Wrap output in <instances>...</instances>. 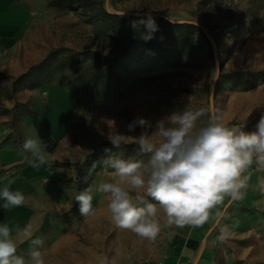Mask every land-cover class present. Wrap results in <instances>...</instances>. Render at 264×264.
<instances>
[{
  "label": "rangeland",
  "instance_id": "obj_1",
  "mask_svg": "<svg viewBox=\"0 0 264 264\" xmlns=\"http://www.w3.org/2000/svg\"><path fill=\"white\" fill-rule=\"evenodd\" d=\"M98 1L110 12L122 15L127 21L126 26L132 21L146 20L150 15L196 24L203 29L206 39L201 40L197 54L185 58L179 66L140 74L136 90L125 95L107 97L83 89L74 90L61 85L59 74H54L41 85L64 87L79 99L69 127L68 152L60 160L65 167L61 170L59 184L52 186L56 195L55 206L49 211L51 215L46 228L32 237L45 238L41 249L45 264L99 262L76 259L78 254L84 253L80 245L86 242L88 225L92 222L80 215L79 203L74 198L91 188L93 208L99 218L97 224L99 227L104 225L105 229V221L101 218L109 210V201L106 194L97 193L95 189L101 180L114 179L110 175L113 170L105 166L106 158L87 160V156L99 142L109 140V135L119 132L139 136L142 131L139 126L134 132L127 128L137 117L152 123L153 127L148 130L151 133L157 120L186 106L192 110H204L201 122L206 121L209 114L218 113L226 125H244L248 132L256 131L257 122L264 115V0ZM35 17L29 29L31 38L44 42L47 52L60 46L75 51L87 48L105 51L93 33L87 15L69 0H46ZM134 31L139 36L147 34L144 24ZM236 73H242V76ZM252 73L259 75L254 78L249 76ZM233 74L236 76L227 77ZM250 170L264 176V171L258 170L255 163ZM130 194L133 197L144 195L142 191ZM253 214L256 229L253 241L262 245L260 247L264 250V206L254 208ZM98 230L102 231V228ZM132 240L133 237L130 245L127 244V258L152 257L149 253H130L128 249L133 250ZM88 245L100 259L107 256L105 247ZM27 247V252L19 248L17 255L27 259L30 241ZM109 256L111 264L113 256L111 253Z\"/></svg>",
  "mask_w": 264,
  "mask_h": 264
},
{
  "label": "crops",
  "instance_id": "obj_2",
  "mask_svg": "<svg viewBox=\"0 0 264 264\" xmlns=\"http://www.w3.org/2000/svg\"><path fill=\"white\" fill-rule=\"evenodd\" d=\"M45 2L0 0V189L14 180L11 190H19L26 197L19 207H0V224L8 223L13 228L17 250L21 248L22 252H27L29 240L17 237L15 228L31 224L33 236L46 228L49 211L55 206L52 186L59 184L61 170L65 167L60 160L67 155L69 127L79 104L78 96L61 86L14 87V78L48 53L45 43L33 40L29 30ZM36 133L47 143L50 153L49 163L38 169L29 166L25 158L31 159L30 154L21 151L25 137ZM244 175L249 177L247 188L242 190L244 198L231 201L225 197L199 226L168 225L160 210V232L155 240L117 228L109 210L101 218L105 229L104 225L97 224V215L89 216L88 222L92 224L88 225L86 242L80 245L84 253L78 254L76 259L99 261L88 245L91 243L105 247V257L109 260L111 253L114 264H264L262 245L253 241L256 235L254 208L264 206V176L250 168ZM100 228L102 231L98 230ZM132 237L133 250L128 249L129 252L149 253L150 259L125 256ZM135 260L137 263L131 262Z\"/></svg>",
  "mask_w": 264,
  "mask_h": 264
},
{
  "label": "clouds",
  "instance_id": "obj_3",
  "mask_svg": "<svg viewBox=\"0 0 264 264\" xmlns=\"http://www.w3.org/2000/svg\"><path fill=\"white\" fill-rule=\"evenodd\" d=\"M144 24L147 29L145 39L158 30L155 20L132 21L136 29ZM204 110H192L186 106L181 111L172 112L156 121L155 130L149 133L152 123L137 117L128 124L129 132L139 126V136H128L116 132L109 140L116 148L131 139L138 146L143 159H121L109 157L105 166L113 170L111 181L101 180L95 191L106 194L111 219L117 228L129 230L137 236L155 240L160 232L158 215L163 210L168 225L184 227L199 226L209 217V211L221 205L225 197L231 201L244 198L248 176L244 173L254 163L264 171V115L256 125V131H245L244 125L228 126L218 113L209 114L201 122ZM199 122V123H198ZM47 143L36 133L28 135L21 146L22 153L32 168L48 164L50 153ZM14 180L0 189V207L10 209L25 203L26 197L19 190H11ZM133 197L130 192L140 193ZM82 217L95 214L92 189L87 188L75 195ZM221 215V213H217ZM16 236L30 241L27 259L17 255L13 228L8 223L0 224V264H45L41 249L44 237L32 238V225L15 228ZM98 264H110L107 257ZM114 264V261L111 262Z\"/></svg>",
  "mask_w": 264,
  "mask_h": 264
},
{
  "label": "trees",
  "instance_id": "obj_4",
  "mask_svg": "<svg viewBox=\"0 0 264 264\" xmlns=\"http://www.w3.org/2000/svg\"><path fill=\"white\" fill-rule=\"evenodd\" d=\"M79 6L93 25V33L105 51L67 47L49 50L44 58L14 78V87L34 88L59 74L61 85L83 89L99 96H121L136 90L139 75L156 69L174 68L185 58L194 57L206 39L203 29L193 23L154 17L158 30L150 39L139 36L126 19L107 10L98 0H69ZM81 56V57H80ZM242 76V73H236ZM259 73L249 76L256 78ZM236 76L228 75V78ZM118 156L121 159L149 158L139 152L134 141L116 148L110 140L99 142L87 160Z\"/></svg>",
  "mask_w": 264,
  "mask_h": 264
}]
</instances>
